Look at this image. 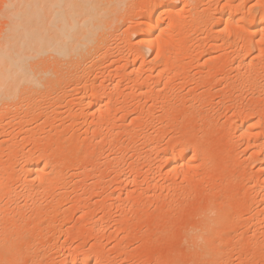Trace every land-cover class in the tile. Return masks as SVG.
I'll use <instances>...</instances> for the list:
<instances>
[{
  "label": "rangeland",
  "instance_id": "rangeland-1",
  "mask_svg": "<svg viewBox=\"0 0 264 264\" xmlns=\"http://www.w3.org/2000/svg\"><path fill=\"white\" fill-rule=\"evenodd\" d=\"M208 1L197 0L191 9L193 16L187 18L188 24L172 27L175 34L182 32L184 36L166 38L163 51L166 55L162 53L156 60L159 67L151 69L155 63L151 66L148 60L154 57V52L144 47L137 37L131 34L129 39L123 38L121 33L132 31L133 26L130 21L123 23L122 20L119 30L112 31L117 36L107 35L112 38L108 44L111 47H106L111 53L104 55L101 50L104 57L106 54L108 57L103 60L101 57L100 62L99 51L97 63L91 65L85 61L83 65L91 66L83 70L84 66H80V74L73 76L74 82L65 81L68 85L63 82L67 86L61 84L58 100L53 95L56 92H48L46 96L50 100L55 97L57 101H51L56 106L49 101L46 116L36 110L38 114L26 117L25 124L13 121L5 126V133L0 137V162H3L0 168L7 172L12 167L18 169L25 159L44 164L48 155L49 160L58 161V167L54 169L55 174H49L41 183L24 171L7 179L6 172L0 170L3 174L0 177L6 179L5 182L0 178L1 183L10 184L3 186L5 192H0V202L7 204L0 203V243L18 235L14 240L19 244L25 241L23 246H28L14 257L6 254L5 263L0 257L1 264H65L62 258L71 251L83 255L87 264H206L208 254L211 257L213 252V259H209L212 264H264V199L261 198L264 165L260 166L263 153L255 151L259 150L257 144L264 140V41L261 31L253 35L244 31V26L239 30L232 24H228L227 31H222L224 24H212L215 5L222 0ZM254 1L245 0V6L250 7ZM178 3L180 6V1ZM260 4L252 8L260 10L264 3ZM187 7L182 16L185 12L190 14ZM129 9L131 14L135 13L134 8ZM196 22L200 28L191 39ZM120 35L125 40L120 39ZM248 44L250 48L246 47ZM124 57H136L135 66L122 71ZM141 61L146 69L142 67V72H135ZM85 93H98L104 99L110 95L113 98L110 109L102 106L99 111L97 106L89 109L79 104V99L88 95ZM43 97L34 100L37 104L41 101L39 106L33 101L32 107L45 106L49 98ZM240 112L259 119L255 128L242 136L234 128ZM101 113H106V117L101 119ZM43 118L46 125H42ZM14 141L16 147L12 150L15 152L8 150ZM170 145L182 147L179 149L190 157L193 154L173 172L167 171L166 159L160 158L170 150ZM173 147L171 149L176 148ZM12 157H16L13 162L9 160ZM26 187L33 190L28 191ZM30 203L31 206L26 205ZM219 211L228 214H225L227 218H222L224 221L218 224L216 218L211 219L212 224L209 222L207 226L211 221L208 218L218 217ZM199 222L205 223L203 229L197 228ZM214 222L217 226L213 231ZM193 226L197 229L191 231ZM208 227L215 233L210 237H215L214 243L210 242L215 251L207 249V234L201 233L204 229L209 232ZM199 229L205 239L199 238L202 244L192 247L201 236ZM225 229L234 232L228 235ZM190 235L195 237V242H192L194 238L190 240ZM200 253L204 259L207 254V261L200 259Z\"/></svg>",
  "mask_w": 264,
  "mask_h": 264
},
{
  "label": "bare ground",
  "instance_id": "bare-ground-1",
  "mask_svg": "<svg viewBox=\"0 0 264 264\" xmlns=\"http://www.w3.org/2000/svg\"><path fill=\"white\" fill-rule=\"evenodd\" d=\"M180 1L181 5L179 6L178 2ZM208 1V0H207ZM210 1V0H209ZM208 1V2H209ZM237 1V3L233 4V2ZM222 0L221 3L215 5L216 7V13L215 15H211L213 16L212 18V24H216V25H225V23L227 22V24H232L233 26L236 25V22L239 21V23L242 25L239 26V30L241 29L240 27L244 26V31H247L250 34H255L256 32L258 33V31L260 32L261 29H263L264 27V5L260 8V10H255L254 8H252L253 5L256 4H260V3H264V0H255L253 5H250V7H246L245 6V0ZM253 1V0H252ZM133 2L135 3V0H0V137L2 138V136L4 135V130H5V126L8 125L10 122L16 121L17 122H22L24 123L25 120H27L26 117L28 116H33L35 112L37 113V111L39 110L40 115H42L45 111L46 108L49 107L50 105H48V103H50L51 101H57L59 98V95L57 93V91L62 88L63 84L69 81L73 80V76H78L80 74V66H84L81 67V69L83 70V68H86L88 66L93 65L92 63L95 64L97 59H100L101 62V57L103 60V57L105 55V53H107V49L106 47H111V45L109 46V42L112 39L110 33L112 34V31H114L116 33V30H119V25L120 22L122 21L123 23L129 22L130 21V25L133 26L132 31L129 29V31H126L128 33H121L123 35V38H128V36H130L131 34H133L135 37H137L138 41L140 43H142V45L144 47H146L148 50L153 51L154 52V57L151 58V60H148L149 63H151L150 65L152 66V63L154 64L152 68H155L157 66L156 60L157 57L159 55H161L162 53L165 54L163 51L165 48V41H167V37L172 36V35H176L177 37L179 36L180 38L182 36H184V34L181 32H179V34H175L174 33V26L178 25V26H184L186 24H188V16L191 15V9L193 8V5L197 2V0H136L137 3L133 4ZM201 2V1H200ZM207 2V3H208ZM6 4H15L18 5V7H16L15 9H13L12 14H14L15 18L14 19H6V12L4 9V5ZM197 4V3H196ZM195 4V5H196ZM206 4V3H205ZM20 5H22V7H20ZM199 5V4H198ZM185 6H188L189 9V13L188 15H186L187 12H185L184 16L181 15L182 11H187L184 10L186 9ZM257 6H261L257 5ZM129 7L131 8V10L135 9V13L132 14L130 13V9L126 8ZM187 7V8H188ZM195 7V6H194ZM209 7V6H208ZM134 8V9H133ZM211 8V7H210ZM213 8V7H212ZM263 9V10H262ZM126 13H123V11ZM130 12H129V11ZM213 10V9H212ZM195 11V10H194ZM209 11V10H208ZM214 11V10H213ZM215 12V11H214ZM124 14H127L124 15ZM183 14V13H182ZM193 16V15H191ZM201 17V16H200ZM194 18V17H193ZM192 19V18H191ZM195 20V19H194ZM199 20V19H198ZM197 20V21H198ZM206 20V19H204ZM207 21V20H206ZM205 21V22H206ZM132 22V23H131ZM199 23V22H198ZM198 23L196 22V24L194 25V27H192V32H191V39H194V35L197 33V30L200 28H198ZM211 23V22H210ZM122 24V23H121ZM133 24V25H132ZM192 25V24H191ZM229 25V26H230ZM121 26V25H120ZM126 27V26H125ZM124 27V28H125ZM173 27V28H172ZM238 29V27H236ZM234 28V29H236ZM182 29V28H180ZM202 29V28H201ZM182 31V30H181ZM113 32V36L116 35ZM120 34V31H117ZM236 32V30H235ZM189 33V32H188ZM256 33V34H257ZM261 33V32H260ZM190 34V33H189ZM110 35L111 39L107 36ZM107 36V38H106ZM117 36V35H116ZM121 36V35H120ZM119 36V37H120ZM187 38L188 36L185 35ZM208 36V35H207ZM261 36V35H260ZM115 38L116 40L119 39ZM176 37V38H177ZM205 37V36H204ZM122 36L120 39H123ZM207 38H210L209 36ZM206 38V39H207ZM108 39V40H107ZM190 39V40H191ZM120 41V40H119ZM176 41V40H174ZM108 42V43H107ZM113 42V40H112ZM126 42V41H123ZM188 42V40H187ZM119 43V42H118ZM136 43V42H135ZM167 43V42H166ZM179 43V42H178ZM128 44V43H127ZM247 44V43H246ZM108 45V46H107ZM216 45V44H215ZM249 45V46H248ZM246 47L250 48V44H248ZM113 46V45H112ZM169 46V45H168ZM118 46H116L117 48ZM167 47V46H166ZM211 47V46H210ZM253 47V45H252ZM105 48V50H104ZM114 48V47H113ZM103 49V52L101 51ZM109 49V48H108ZM111 49V48H110ZM137 49V48H136ZM140 49V48H139ZM201 50V49H200ZM99 51L102 54V56H99ZM172 51V50H171ZM182 51V50H181ZM203 51V50H202ZM145 52V51H144ZM166 52V51H165ZM251 52V51H250ZM263 52V51H262ZM111 53V52H108ZM116 53H118V51H116ZM151 53V52H150ZM157 53H159V55H157ZM200 53V51H199ZM239 53V52H238ZM113 54V53H112ZM109 54V55H112ZM141 54V53H140ZM168 54V53H167ZM262 54V53H261ZM264 54V53H263ZM124 55V54H123ZM142 55V54H141ZM166 55V54H165ZM196 55V54H195ZM106 56L108 57V54H106ZM105 56V57H106ZM181 56V55H180ZM190 56V55H189ZM98 57V58H97ZM104 57V58H105ZM130 57V56H128ZM244 57V56H243ZM97 58V59H96ZM135 58H123L124 61L122 63L121 66V70H127L128 68H132L135 65ZM173 58V57H172ZM96 59V60H95ZM119 59V58H117ZM122 59V60H123ZM161 59V58H160ZM159 59V60H160ZM169 59V58H168ZM167 59V60H168ZM242 58H240L241 61ZM245 57L242 59L244 60ZM105 60V59H104ZM239 61V59H237ZM85 61H88L91 65H89L87 62L86 65H83V63L85 64ZM98 61V60H97ZM115 61V60H114ZM139 61V60H138ZM166 61V60H165ZM239 61V62H240ZM112 62V61H111ZM142 63H139L138 68L135 72L137 71H141L144 67L143 65V61H141ZM169 62V61H168ZM178 62V61H177ZM97 63V62H96ZM249 63V62H248ZM175 64V63H173ZM178 64V63H177ZM165 65V64H164ZM137 66V65H136ZM145 66V65H144ZM170 66V65H169ZM99 67V66H98ZM143 67V68H142ZM159 67V66H157ZM89 68V67H88ZM92 68V67H91ZM113 68V67H112ZM120 68V67H119ZM118 68V69H119ZM182 68V67H181ZM146 69V67L144 68ZM143 69V70H144ZM150 69V70H151ZM185 69V68H183ZM111 70V69H110ZM113 70V69H112ZM132 70V69H131ZM142 70V71H143ZM90 71V70H88ZM115 71V68H114ZM120 71V70H119ZM141 71V72H142ZM154 71V70H153ZM85 72V71H83ZM106 72V71H104ZM118 72V70H117ZM161 72V71H160ZM174 72V71H173ZM108 73H110L108 71ZM166 73V72H165ZM115 74V73H114ZM104 75V74H103ZM140 75V74H139ZM168 75V74H167ZM144 76V75H143ZM154 76V75H153ZM169 76V75H168ZM173 76V75H172ZM81 77V76H80ZM101 77V76H100ZM123 77V76H121ZM176 77V76H174ZM178 77V76H177ZM76 78V77H75ZM104 78V77H103ZM108 78V77H106ZM105 78V79H106ZM142 78V77H141ZM104 79V80H105ZM120 79V78H119ZM102 80V79H101ZM103 80V81H104ZM166 80V79H165ZM67 81V82H65ZM122 81V80H121ZM152 81V80H151ZM168 80H166L167 82ZM170 81V80H169ZM74 82V80H73ZM109 82V81H108ZM146 82V81H145ZM173 82V81H172ZM114 83V82H113ZM158 83V82H157ZM69 84V83H68ZM67 84V85H68ZM139 84V83H138ZM146 84V83H145ZM172 84V83H171ZM65 85V86H67ZM137 85V84H136ZM142 85V84H141ZM139 86V85H138ZM100 88V87H99ZM108 88V87H107ZM134 88V87H133ZM150 88V87H149ZM153 88V87H152ZM160 88V87H159ZM63 89L64 86H63ZM103 89V88H102ZM147 89V88H146ZM134 90V89H133ZM148 90V89H147ZM65 91V90H64ZM85 91V90H84ZM48 92H56L57 95L53 94L54 96H56L57 100H55V97L52 98L54 100H50V97L46 96L48 95ZM66 92V91H65ZM98 92V91H97ZM103 92V91H102ZM110 92V91H109ZM121 92V91H119ZM123 92V91H122ZM47 93V94H46ZM62 93V90H61ZM138 93V92H137ZM153 93V91H152ZM51 94V93H50ZM49 94V95H50ZM88 94V93H85ZM129 94V93H128ZM135 94V93H134ZM62 95V94H61ZM63 95H65V93H63ZM67 95V94H66ZM65 95V96H66ZM109 95V94H108ZM107 95V96H108ZM148 95V94H147ZM158 95V94H157ZM39 96V97H36ZM43 96H45L46 98H44ZM69 96V95H68ZM41 97H43V99H48V102L46 101V105L43 107L42 105L40 107L39 106V102L37 104V100H39ZM48 97V98H47ZM53 97V96H52ZM64 97V96H63ZM62 97V98H63ZM109 98L104 99V98H100L98 93H94V94H88V95H83L79 100V104L82 103L83 105L86 106V108H94V107H98V109L100 107H104L109 108L111 106V100H113L112 97H110V95L108 96ZM123 97V96H122ZM140 97V96H139ZM152 97V96H151ZM38 98V99H36ZM36 99V101H34ZM42 99V98H41ZM149 99V98H148ZM63 100V99H62ZM121 100V99H120ZM37 104L38 106L35 107V105L32 104ZM50 101V102H49ZM60 101V100H59ZM58 101V102H59ZM32 103V104H31ZM44 103V101L42 102ZM52 103V102H51ZM50 103V104H51ZM55 103V102H54ZM31 105V107H29V105ZM53 104V103H52ZM57 104V103H56ZM48 105V106H47ZM55 104H53L54 106ZM25 106V107H24ZM29 107V109H26V107ZM51 106V108L53 107ZM56 106V105H55ZM27 107V108H28ZM35 107V108H34ZM96 107V108H97ZM30 108H32V110H30ZM34 108V109H33ZM50 108V109H51ZM85 108V109H86ZM116 108V107H115ZM48 109V108H47ZM49 109V110H50ZM54 109V108H53ZM51 109V110H53ZM97 109V111H98ZM37 110V111H36ZM44 110V111H43ZM95 110V109H93ZM166 110V109H165ZM242 110V109H241ZM48 111V110H47ZM46 111V112H47ZM99 111H101L99 109ZM119 111V110H118ZM50 112V111H49ZM53 112V111H52ZM94 112V111H93ZM142 112V111H141ZM239 112V111H238ZM48 113V112H47ZM46 113V114H47ZM100 113V112H98ZM117 113V112H116ZM38 114V113H37ZM36 114V115H37ZM102 114V115H101ZM100 117H102L101 119H103L106 117L105 115H107L106 113H101ZM104 114V115H103ZM45 115V113L43 114ZM42 115V116H43ZM49 115V114H48ZM85 115V114H84ZM148 115V114H146ZM236 115V114H235ZM237 118L236 120L237 123L236 126L234 127L237 132L239 133V136H242L246 131H250L251 129L255 128L256 124L258 123L259 120L256 118V120L251 119L248 117V115L245 112H240L239 114H237ZM46 116V115H45ZM97 116V115H96ZM49 117V116H48ZM26 118V119H25ZM39 118V117H38ZM47 119V117H45ZM133 118V117H132ZM25 119V120H24ZM45 119V120H46ZM73 119V118H72ZM134 119V118H133ZM43 118L42 125L46 122ZM24 121V122H23ZM264 121V120H263ZM29 122V121H28ZM262 122V121H261ZM74 123V122H73ZM20 124V123H19ZM25 124V123H24ZM38 124V122H37ZM47 124V123H46ZM44 124V125H46ZM109 124V123H108ZM41 126V123L38 124V126ZM13 126V125H12ZM15 126V125H14ZM7 127V126H6ZM11 127V126H10ZM19 127V126H18ZM23 127V126H22ZM69 127V126H67ZM15 128V127H14ZM36 128V127H35ZM99 128V127H98ZM97 128V129H98ZM123 128V127H122ZM23 129V128H22ZM25 129V128H24ZM109 129V127H108ZM101 130V129H100ZM33 131V130H32ZM53 131V130H52ZM98 133V130H96ZM119 131V130H118ZM22 132V131H21ZM20 133V132H19ZM33 133V132H32ZM10 135V134H9ZM15 135V134H13ZM88 135V134H87ZM29 136V135H28ZM93 136V135H92ZM102 136V135H101ZM262 136V135H261ZM20 136H18L19 138ZM29 138V137H26ZM31 138V137H30ZM93 138V137H92ZM33 139V138H32ZM182 139V138H181ZM38 140V139H37ZM1 141V140H0ZM10 141V140H9ZM58 141V140H56ZM259 141V140H258ZM104 143V142H103ZM115 143V142H114ZM177 143V142H175ZM261 143V144H260ZM259 144V150H255L257 151L256 153H263V156L260 158V166L263 167L264 165V140L263 142H260ZM2 144V143H1ZM153 144V143H152ZM184 144V142H183ZM182 144V145H183ZM7 145V144H6ZM16 143L15 141L12 142L9 145L8 150H14V147ZM181 145V146H182ZM250 145V144H249ZM102 146V145H100ZM154 146V145H153ZM171 146V145H170ZM174 146V145H173ZM171 146V148L173 147ZM2 147V146H0ZM18 147V146H17ZM59 147V146H57ZM56 147V148H57ZM176 147V148H174ZM174 149H167V152H165V155L160 156V158H164L166 159V164H167V171L169 172H173L175 171L178 166L181 163H185L188 159H190L191 157H193V154L190 155L187 153H185L184 151H182L181 149H179V147L174 146ZM103 148V147H102ZM178 148V149H177ZM182 148V147H180ZM197 148V147H196ZM254 148V147H253ZM49 149V148H48ZM54 149V148H53ZM67 149V148H66ZM98 149V148H96ZM121 149V148H120ZM162 149V148H161ZM164 149V148H163ZM6 150V149H5ZM12 150V151H13ZM24 150V149H23ZM57 150V149H56ZM101 150V149H100ZM7 151V150H6ZM55 151V150H54ZM122 151V150H121ZM198 151V150H197ZM1 152V151H0ZM15 152V151H13ZM29 152V151H28ZM162 152V151H161ZM248 152V151H247ZM4 153V152H3ZM10 153V152H9ZM7 153V154H9ZM17 153V152H16ZM49 153V152H48ZM249 153V152H248ZM2 154V153H0ZM6 154V155H7ZM12 154V153H11ZM19 154V153H18ZM31 154V153H29ZM53 154V153H52ZM83 154V153H82ZM201 154V153H199ZM10 155V154H9ZM16 155V154H15ZM14 155V156H15ZM22 155V154H21ZM55 155V154H54ZM60 155V153H59ZM1 156V155H0ZM8 156V155H7ZM20 156V155H19ZM49 156V155H48ZM47 156V160L45 161L44 164H40V163H30L24 160V163L22 162V164L18 165V169H15L14 167L10 168L8 170V172L5 170H3V168L1 167L0 170L6 172V177L8 179H11V175L14 176V174L16 175V172L18 174V172L20 173V171H24L30 176L33 177L32 179H38V177H40V179H38V181L41 183L43 182V178H46L49 174V176H51V174H55L56 172H54V169L56 170V161H52L49 160V157ZM10 157V156H9ZM17 157V156H16ZM15 157V158H16ZM198 157V156H197ZM246 157V156H245ZM244 157V158H245ZM5 160L8 157H4ZM3 158V160H4ZM12 157V159L10 158L9 160H13L15 159ZM35 158V157H34ZM159 158V160H161ZM19 159V157L17 158ZM24 159V158H23ZM41 159V158H40ZM227 159V158H226ZM4 160V161H5ZM58 160V158H57ZM83 160V159H82ZM158 160V161H159ZM16 161V160H15ZM19 160H17L18 162ZM9 162V161H8ZM13 162V161H12ZM1 163V162H0ZM3 163V162H2ZM1 163V164H2ZM7 163V162H6ZM11 163V162H10ZM21 163V162H20ZM76 163V162H75ZM94 163V162H93ZM224 163V162H223ZM17 164V163H16ZM15 165V164H14ZM50 166L49 169L46 167ZM58 165V164H57ZM2 166V165H1ZM7 167V166H5ZM55 167V168H54ZM85 167V166H84ZM264 168V167H263ZM262 168V169H263ZM43 171H40V170ZM0 171V173H1ZM134 171V170H133ZM59 171H57L58 173ZM104 172V171H102ZM117 173V171H116ZM264 173V172H263ZM120 174V173H119ZM24 175V174H23ZM59 175V174H58ZM57 175V176H58ZM0 176H3V174ZM15 177V176H14ZM55 177V176H54ZM1 178V177H0ZM48 178V177H47ZM3 179V181H5L6 179H4V177L1 178V180ZM149 179V178H148ZM152 180V179H151ZM2 181V182H3ZM102 181V180H101ZM154 182V180H152ZM152 181L150 183H152ZM160 181V180H159ZM6 182V181H5ZM4 183H1L0 181V186L1 187V191L0 192H5L4 190H2L3 186L7 187L10 184L5 185ZM9 182V180L7 181ZM161 182V181H160ZM30 183V182H29ZM156 183V181L154 182ZM4 184V185H3ZM23 184V183H22ZM32 185V184H31ZM44 185V184H43ZM177 185V184H176ZM174 186V185H173ZM25 187V186H23ZM39 187V186H38ZM53 187V186H52ZM176 187V186H175ZM174 187V188H175ZM9 188V187H8ZM20 188V187H19ZM22 188V187H21ZM29 187H26V189H28ZM31 188V187H30ZM42 188V187H40ZM6 189V188H5ZM47 189V187H46ZM169 189V186H168ZM171 189V188H170ZM7 190V189H6ZM9 190V189H8ZM16 190V189H15ZM29 190H33V189H28ZM37 190V189H36ZM35 190V191H36ZM13 191V190H12ZM17 191V190H16ZM43 192V191H42ZM41 192V193H42ZM49 192V191H48ZM261 192V191H260ZM12 194V193H11ZM10 195V194H9ZM15 195V194H14ZM261 195L264 199V186L262 187V192ZM2 197V196H1ZM0 197V198H1ZM26 197V196H25ZM32 198V197H31ZM36 198V197H35ZM9 199V198H8ZM14 199V198H13ZM1 200V199H0ZM115 200V199H114ZM118 200V198H117ZM129 200V199H128ZM211 200V199H210ZM18 201V200H17ZM45 201V200H44ZM78 201V200H77ZM215 201V200H214ZM224 201V200H223ZM262 201V200H261ZM6 202V200H5ZM34 202V200H33ZM211 202V201H210ZM1 204L4 203V201L0 202ZM10 203V202H9ZM32 203V202H31ZM26 204V205H32V204ZM45 203V202H44ZM249 203V202H248ZM0 204V205H1ZM5 204V203H4ZM39 204V203H38ZM89 204V203H88ZM208 204V203H207ZM7 205V204H5ZM36 205V203L34 204ZM112 205V204H111ZM117 205V204H116ZM251 205V203H250ZM249 205V206H250ZM12 206V205H11ZM39 206V205H36ZM79 206V205H78ZM88 206V205H87ZM122 206V204H121ZM218 206V205H217ZM229 206V205H228ZM248 206V207H249ZM252 206V205H251ZM24 207V206H23ZM118 207V206H117ZM207 206H205V209ZM119 208V207H118ZM218 208V207H217ZM221 208V207H220ZM230 209V207H228ZM2 209V208H1ZM12 209V208H11ZM15 209V208H14ZM121 209V208H120ZM202 209V208H200ZM213 209V208H212ZM209 210V209H208ZM2 211V210H0ZM75 211V209H74ZM79 211V210H78ZM122 211V210H121ZM222 211V210H221ZM225 211V209H224ZM222 212V214H220L221 212L219 211V214L217 212V216L215 217V213H213L215 216L214 218H208L209 216L207 215L206 218L208 219H217V224L220 222V220H223L222 218L225 217V219L227 218V216H225V212ZM227 211V210H226ZM24 212V211H23ZM43 212V211H42ZM211 212V211H210ZM83 213V212H82ZM87 213V212H86ZM5 214V213H4ZM31 214V213H30ZM29 214V215H30ZM35 214V213H34ZM195 214V213H194ZM230 214V213H229ZM21 215V214H20ZM25 215V214H24ZM92 215V214H91ZM202 215V216H203ZM228 215V214H226ZM2 216V215H1ZM9 216V215H7ZM13 216V215H12ZM19 216V215H18ZM26 216V215H25ZM203 216V217H204ZM221 216V217H220ZM35 217V216H34ZM13 218V217H12ZM24 219V217H22ZM28 218V217H27ZM31 218V217H30ZM42 218V217H41ZM88 218V217H87ZM220 218V219H219ZM21 219V218H20ZM21 219V220H23ZM200 219V218H199ZM204 221H206L205 218H203ZM207 219V220H208ZM219 219V220H218ZM236 219V218H235ZM19 220V219H18ZM28 220V219H27ZM31 220V219H30ZM195 220V218H194ZM201 220V219H200ZM231 220V218H230ZM199 221V220H198ZM224 221V220H223ZM15 222V221H14ZM19 222V221H18ZM39 222V221H38ZM114 222V221H112ZM120 222V221H119ZM118 222V223H119ZM130 222V221H129ZM201 222V221H200ZM199 222V223H200ZM209 222H211L210 224H212V220L208 221L207 226H209ZM214 222V223H215ZM6 223V222H5ZM9 223V222H8ZM28 223V222H27ZM110 223V222H109ZM115 223V222H114ZM191 223V222H190ZM196 223V224H199ZM213 223V224H214ZM112 224V223H111ZM122 224V223H120ZM232 224V223H231ZM9 225V224H8ZM35 225V224H34ZM95 225V224H94ZM195 226V221L194 224ZM205 225V223L203 222L202 224L200 223V225H196L197 228H201ZM216 225V223L213 225L212 230L214 228V226ZM21 226V224H20ZM96 226V225H95ZM114 226V225H112ZM193 226L195 230L197 228H195ZM200 226V227H199ZM206 226V227H207ZM217 226V225H216ZM2 227V226H1ZM13 227V226H12ZM26 227V226H24ZM23 227V228H24ZM192 227V226H191ZM205 227V226H204ZM6 228V227H5ZM4 228V229H5ZM10 228V227H9ZM20 228V227H19ZM100 228V227H99ZM210 229V227H208ZM3 229V230H4ZM7 229V228H6ZM5 229V230H6ZM34 229V228H33ZM203 229V228H201ZM201 229H199L198 234L200 235L201 233L203 235L207 234V236H205L206 240L209 242V244L207 245V249H214L212 251H215V247L213 245V247H211L212 245H210L212 242V240L215 239V237H213L212 239H210V237H212L211 233H214L211 231H205V229L202 231ZM206 229V230H209ZM2 230V231H3ZM8 230V229H7ZM215 230V229H214ZM213 230V231H214ZM218 230V229H217ZM12 231V230H11ZM18 231V230H17ZM187 231V230H186ZM202 231V232H201ZM223 231V230H222ZM225 234H231L232 232H234L232 229H225ZM6 232V231H5ZM4 232V233H5ZM16 232V231H15ZM182 232V230H181ZM189 232V231H188ZM187 232V235H188ZM195 232V231H194ZM201 232V233H200ZM206 232V233H205ZM208 232V233H207ZM14 233V232H13ZM190 234L193 232H189ZM197 233V230H196ZM218 235L223 234V232H217ZM216 233V235H217ZM1 234V233H0ZM103 234V233H102ZM194 234V233H193ZM201 236H197L195 234V237L197 236L198 239H205L204 237ZM215 234V233H214ZM224 234V235H225ZM4 235V234H3ZM24 235V233H23ZM66 235V234H65ZM215 235V236H216ZM2 236V235H1ZM8 236V235H7ZM16 236V235H15ZM14 239L18 237H15ZM27 237V235H25ZM183 236V235H182ZM30 237V236H29ZM195 237L190 235V240L191 238H194V240L192 239V242H195ZM202 237V238H201ZM6 238V237H5ZM10 238V237H9ZM9 238L7 240H9ZM24 238V237H23ZM28 238V237H27ZM188 238V239H189ZM13 239V240H14ZM25 239V238H24ZM31 239V238H30ZM197 239V238H196ZM197 239V243H195L196 246L197 244H202V242L200 243V239L198 241ZM202 239V240H203ZM223 239V238H222ZM3 240V239H2ZM6 239L4 240L5 242L2 243L3 247L0 246V248H2L0 250V257L1 260L5 263L4 259L7 254V256L9 255V253H11V255H13L12 257H14L15 253L17 255V253L23 249V244L25 243V241H22L24 243H17L15 240L13 241L11 238L9 241H7ZM12 240V241H11ZM19 240V239H18ZM184 240V239H183ZM189 240V241H190ZM20 241V240H19ZM29 241V240H28ZM1 242V241H0ZM35 243H37L36 241H34ZM191 242V241H190ZM189 242V244H191ZM211 242V243H210ZM28 243V242H27ZM0 243V245H2ZM193 244V243H192ZM217 244V243H216ZM221 244V243H220ZM29 245V244H28ZM35 246V245H33ZM39 246V245H38ZM216 246V245H215ZM28 248V246H25V248ZM67 247V246H66ZM197 247V246H196ZM211 247V248H210ZM26 248V249H27ZM37 248V247H36ZM40 248V246H39ZM191 248V247H190ZM32 249V248H31ZM89 249V248H88ZM80 250V249H79ZM21 251V253H23ZM86 251V250H85ZM224 251V250H222ZM28 252V251H27ZM31 252V251H30ZM35 252V251H34ZM76 252H78L76 250ZM203 252V251H202ZM209 252V251H207ZM26 253V252H25ZM81 253V252H80ZM198 253V252H197ZM214 253V252H213ZM210 257L208 254V257L206 256L207 254H204L205 259L203 258L202 254V258H200L201 260H205L207 261H211L209 259H213V254ZM224 253V252H223ZM30 254V253H29ZM168 254V253H167ZM11 255H9L11 257ZM81 255V254H80ZM79 253L77 255V253H73L71 251L67 252L64 254L63 258H62V263L65 264H87V262L85 261L83 255L80 256ZM182 255V254H181ZM196 255V254H195ZM22 256V255H21ZM98 256V255H96ZM191 256V255H190ZM9 257V258H10ZM32 257V256H31ZM195 257H200L199 256H195ZM9 258L7 260H9ZM92 258V257H91ZM223 258V257H222ZM10 259H14V258H10ZM164 259V258H163ZM175 259V258H174ZM197 258H195L196 260ZM199 259V260H200ZM172 260V259H171ZM200 260V261H201ZM217 260V259H216ZM222 260V259H221ZM61 261V260H60ZM204 261V262H205ZM208 261L206 262V264L208 263ZM2 262V263H3ZM173 262V261H172ZM188 262V261H187ZM202 262V261H201ZM180 263V262H179ZM200 263V262H199ZM214 263V262H213ZM1 264V261H0ZM8 264V263H7ZM26 264V263H24ZM30 264V263H28ZM94 264V263H93ZM99 264V263H98ZM168 264V263H166ZM171 264V263H170ZM176 264V263H173ZM210 264V263H208ZM212 264V261H211ZM217 264V263H216Z\"/></svg>",
  "mask_w": 264,
  "mask_h": 264
},
{
  "label": "snow or ice",
  "instance_id": "snow-or-ice-1",
  "mask_svg": "<svg viewBox=\"0 0 264 264\" xmlns=\"http://www.w3.org/2000/svg\"><path fill=\"white\" fill-rule=\"evenodd\" d=\"M16 7H18V5H15V4L4 5V9L6 12V19H14L15 18L14 14H12V11ZM20 7H22V5H20ZM237 27H239V25H237ZM227 30H228V27H227V22H226L222 31H227ZM261 33H262L261 39H262V41H264V29H261ZM157 55H159V53H157ZM40 171H43V170L41 169Z\"/></svg>",
  "mask_w": 264,
  "mask_h": 264
},
{
  "label": "clouds",
  "instance_id": "clouds-1",
  "mask_svg": "<svg viewBox=\"0 0 264 264\" xmlns=\"http://www.w3.org/2000/svg\"><path fill=\"white\" fill-rule=\"evenodd\" d=\"M237 25H239V26H240V23H239V21H237V22H236V25H235V26L237 27ZM227 27H229V25H228V24H227ZM38 179H40V177H38Z\"/></svg>",
  "mask_w": 264,
  "mask_h": 264
}]
</instances>
